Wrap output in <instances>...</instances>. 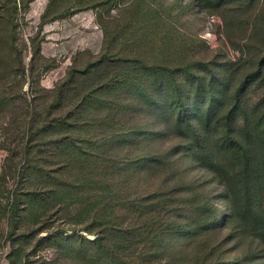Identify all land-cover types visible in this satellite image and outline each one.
<instances>
[{"label": "trees", "instance_id": "1", "mask_svg": "<svg viewBox=\"0 0 264 264\" xmlns=\"http://www.w3.org/2000/svg\"><path fill=\"white\" fill-rule=\"evenodd\" d=\"M34 1L14 3L26 10ZM89 56L54 89L25 100L23 119L12 127L23 142L20 149L8 150L1 171L0 219L7 220L16 258L21 246L43 231L56 253L54 264H138L144 249L151 259L163 261L172 258L174 246L191 251L211 246L205 242L207 231H220L215 215L204 230L183 223L192 213L213 215L209 183L185 180L180 161L186 157L213 171L227 188L231 182L225 177L241 179L248 188L262 186L264 112H251L243 102L250 80L262 69L236 86L237 111L216 115L200 133L186 106L213 80L197 73L187 88L182 78L191 76L188 67L170 70L149 66L141 56L115 55L104 31L100 52ZM161 74L170 76L171 87H158ZM11 179L14 187L7 191ZM225 193L221 199L231 205L234 192ZM37 209L46 223L65 221L54 229L21 231Z\"/></svg>", "mask_w": 264, "mask_h": 264}, {"label": "rangeland", "instance_id": "2", "mask_svg": "<svg viewBox=\"0 0 264 264\" xmlns=\"http://www.w3.org/2000/svg\"><path fill=\"white\" fill-rule=\"evenodd\" d=\"M72 18L104 31L112 40L115 55L141 56L149 66L170 70L188 67L191 76L182 78L187 88L197 73L213 80L206 93L189 100L188 90L185 97L190 108L187 116L200 133L201 125L216 120V115L237 111L234 90L259 66L262 71L250 80L243 102L251 112H259L257 108L264 112V0H35L26 10L16 9L14 0H0V176L8 150L22 146L12 127L23 119L25 100L32 102L37 91L54 89L71 68H83L89 55L97 56L85 46L64 54L54 52L59 23ZM165 74H161L158 87L172 86ZM154 123L150 122L151 130L156 129ZM180 163L183 178L208 182V195L213 197L209 219L208 215L192 213L183 223L204 230L215 215L220 231H207L205 242L211 246L205 249L174 246L168 260L155 261L144 249L138 264H264V182L261 187L251 184L248 188L241 179L225 177L224 181L231 182L227 188L221 177L199 163L186 157ZM13 187L11 179L6 190ZM229 189L234 192L231 205L221 199ZM39 214L43 215L41 209L27 218L20 230L29 234L44 226L54 229L65 221L54 218L46 223V216ZM66 220L73 226L72 220ZM9 232L7 220L0 219V264H54L56 253L44 240L47 231L36 233L29 244L21 246L17 258L7 240ZM220 242L222 246H215Z\"/></svg>", "mask_w": 264, "mask_h": 264}, {"label": "crops", "instance_id": "3", "mask_svg": "<svg viewBox=\"0 0 264 264\" xmlns=\"http://www.w3.org/2000/svg\"><path fill=\"white\" fill-rule=\"evenodd\" d=\"M57 29L59 40L55 43L56 54H64L82 46L94 53H99L102 48L103 32L99 28L88 27L84 22L72 18L60 22Z\"/></svg>", "mask_w": 264, "mask_h": 264}]
</instances>
